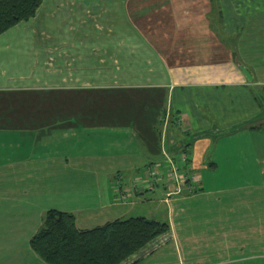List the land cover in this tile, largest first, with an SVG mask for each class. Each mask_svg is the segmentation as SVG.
<instances>
[{"label":"crops","instance_id":"1","mask_svg":"<svg viewBox=\"0 0 264 264\" xmlns=\"http://www.w3.org/2000/svg\"><path fill=\"white\" fill-rule=\"evenodd\" d=\"M260 1L42 0L0 34V264H46L30 239L51 209L167 223L130 263L264 264Z\"/></svg>","mask_w":264,"mask_h":264},{"label":"trees","instance_id":"2","mask_svg":"<svg viewBox=\"0 0 264 264\" xmlns=\"http://www.w3.org/2000/svg\"><path fill=\"white\" fill-rule=\"evenodd\" d=\"M42 0H0V34L31 19ZM156 237L171 238L167 223L134 217L78 229L74 216L48 210L30 248L46 264H135L136 252Z\"/></svg>","mask_w":264,"mask_h":264},{"label":"rangeland","instance_id":"3","mask_svg":"<svg viewBox=\"0 0 264 264\" xmlns=\"http://www.w3.org/2000/svg\"><path fill=\"white\" fill-rule=\"evenodd\" d=\"M262 1V0H261ZM260 1V2H261ZM255 2H258V0H255ZM255 4V3H254ZM204 7V10L203 11H205V10H209V8H208V6H207V4L206 5H204L203 6ZM254 7H258L257 6V4H255V5H252V8H254ZM212 8H213V6H212ZM258 10H260V7H258ZM159 18H157L156 20L158 21V26L157 25H153V23L152 24H149L148 23V21H143V23H142V31L143 32H145V33H148L147 31H149V30H151V27L153 26V28L154 29H156V26L157 27H159L160 29H158L157 30V33L160 35V34H162L163 32H164V30H169L167 27H168V24H163V26H162V24H161V21L163 20V19H165V20H167L166 19V17H163V19H162V17L161 16H158ZM150 26V27H149ZM219 27V26H218ZM219 30V29H218ZM135 91V90H134ZM134 91H129V89H121L120 90V92H118V91H116V90H107V92H109V94L111 93V95H116V96H118V95H120V96H122V95H129V94H131V93H133ZM95 92H104V91H101V90H97V91H95ZM141 105V104H140ZM138 104L137 103H133V102H131L129 99H126V101H124L123 103H121L120 105H119V110H120V114H130V112L131 111H139V108H138ZM143 107H146L149 111H151L152 109H153V105L152 104H150V103H144L143 104ZM186 107V109H187V111H188V113L189 114H194V107H196V108H202V105L201 104H198V103H196V102H194V103H190L188 106H185ZM107 108H108V104H107ZM145 108V109H146ZM215 109H216V105H214V106H212L211 104L209 105V107H208V109H206V112L208 113V114H214L215 113ZM141 110H144V108L143 109H141ZM116 111V110H115ZM114 111V112H115ZM130 111V112H129ZM170 114H172L171 112H170ZM213 120V118H212V116H210L209 117V121H210V123H211V121ZM216 123H218L217 122V120H215V121H213L212 122V124H215L216 125ZM160 142H157V146H160ZM173 160L174 159V157H172V156H170L169 158H167L166 157V161L167 160ZM174 163H176V162H174ZM166 164L168 165V163L166 162ZM150 168H153V169H151V170H154L155 171V176H153V177H156L157 176V174H159L160 172V170H159V168H157L156 166L155 167H153V166H151ZM168 168H169V166H168ZM181 168H180V165H176V168L174 169L175 171H176V174L178 175V174H180V172L179 171H181L180 170ZM169 171H170V175H173V170L171 171L170 170V168H169ZM119 184V183H118ZM157 193V192H156ZM148 197H153L152 196V194L151 193H149L148 194ZM157 197H155V200H157L156 199ZM161 239H160V237H156L155 239H153L151 242H154V241H157V242H159ZM172 250H173V248H172ZM171 250V251H172ZM170 251V253H168V255H169V257L171 258V260H172V263L175 261V256H176V254H174L173 252H171ZM157 256V255H156ZM177 257V256H176Z\"/></svg>","mask_w":264,"mask_h":264},{"label":"built area","instance_id":"4","mask_svg":"<svg viewBox=\"0 0 264 264\" xmlns=\"http://www.w3.org/2000/svg\"><path fill=\"white\" fill-rule=\"evenodd\" d=\"M167 158H169V157H167ZM183 158H184V156H183ZM166 162L168 163L170 170L171 171L173 170L172 171L173 172V175L172 176L176 180L177 191H179V183H178V180H180V179H179L178 175L176 174V171L174 170L176 168L177 163H174L173 160L170 161L169 159ZM155 174H156L155 171L150 169L149 175L152 177V176H155Z\"/></svg>","mask_w":264,"mask_h":264},{"label":"water","instance_id":"5","mask_svg":"<svg viewBox=\"0 0 264 264\" xmlns=\"http://www.w3.org/2000/svg\"><path fill=\"white\" fill-rule=\"evenodd\" d=\"M243 72L248 76V73L243 69Z\"/></svg>","mask_w":264,"mask_h":264}]
</instances>
